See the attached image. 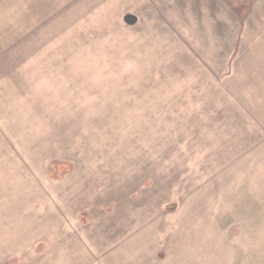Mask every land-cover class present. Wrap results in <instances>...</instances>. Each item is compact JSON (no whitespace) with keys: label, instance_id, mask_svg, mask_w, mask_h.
Instances as JSON below:
<instances>
[{"label":"rangeland","instance_id":"374dc122","mask_svg":"<svg viewBox=\"0 0 264 264\" xmlns=\"http://www.w3.org/2000/svg\"><path fill=\"white\" fill-rule=\"evenodd\" d=\"M254 1L224 0L223 28ZM152 7L0 0V264H264V86L240 85L256 37L227 77ZM185 7L179 35L178 17L207 37Z\"/></svg>","mask_w":264,"mask_h":264},{"label":"crops","instance_id":"0c3cea01","mask_svg":"<svg viewBox=\"0 0 264 264\" xmlns=\"http://www.w3.org/2000/svg\"><path fill=\"white\" fill-rule=\"evenodd\" d=\"M150 1L153 6L150 12L152 14H156L157 23L160 22L164 28L172 30L167 34L172 37L174 45H177L178 43L181 44L183 53L190 55V53H194L193 51L198 52L200 49L203 52L213 55L209 59L211 60L213 58V63H219L220 61V69L225 71L222 75H227V77L235 76L233 73L234 70L228 66V63L235 62L236 69L240 70V61L242 60V62L245 63L246 68L244 70H248L244 80L249 81L240 82V85L243 83L247 85L252 84L264 86V37L262 39L260 37L261 35H264V29L260 28L262 25L259 26L260 22L263 24L262 21H264V0H255L252 9L245 14V16L239 15L241 18V20H239V27L232 32L223 28L226 25L225 22H229V18L233 21L236 20L233 11L228 4L224 3V0ZM180 6H183L184 8H186L185 6H189L191 13L194 11L200 16V18H197L195 21H199L201 23L202 30L206 32L205 35H207V37H204L203 33L199 35L197 25L192 26L190 22H185L189 19H180L178 17L179 20H184V23L186 24V27L184 28V32H186V34L184 33L185 35H179V32H177L179 29L175 26L177 21L174 14L181 15V13H177V7ZM154 7L157 12H154ZM184 14L188 15L187 11ZM172 15H174V18H171ZM161 21L164 22V24ZM257 21L259 22L258 25L256 24ZM169 25H171V27ZM258 32L259 39H257ZM250 33H253L254 37H256L254 38L255 42L253 44V49L248 53V56L240 60V37L241 40H246L247 34ZM194 37L195 39H193ZM256 63L258 65H262L259 68H255ZM208 68L212 69L211 66ZM71 236L76 238L74 240L71 239L70 242H66V244L69 243L72 245L70 247L75 252V255L77 254L76 257L83 255L86 256L85 246L84 243L79 240V235L72 233ZM46 260L47 261H40L38 264L60 263L58 259H55L54 261H48V259ZM133 262L137 264V259ZM77 264H79L78 261Z\"/></svg>","mask_w":264,"mask_h":264}]
</instances>
